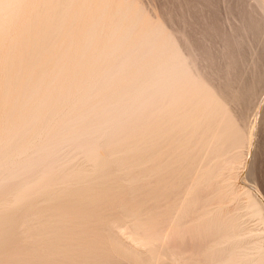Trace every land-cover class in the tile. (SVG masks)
<instances>
[{"label":"bare ground","instance_id":"6f19581e","mask_svg":"<svg viewBox=\"0 0 264 264\" xmlns=\"http://www.w3.org/2000/svg\"><path fill=\"white\" fill-rule=\"evenodd\" d=\"M220 1L166 0L155 18L142 0H0V264H86L95 253L119 254L116 247L125 258L139 255L113 234L110 209L133 220L135 241L165 239L154 233L169 212L156 219L144 203L183 180L181 192L198 191L185 195L191 206H181L185 223L176 226L191 234L179 230L173 250L184 256L195 248L185 264H264L262 238L223 208L231 190L229 197L224 183L208 189L241 154L227 156L246 144L245 120L264 91V0H224V16ZM125 180L134 183L129 199ZM247 196L245 209L264 225V196ZM210 199L223 207L209 209ZM188 215L204 219L192 230ZM103 228L114 249L104 246ZM150 253L135 256L145 264Z\"/></svg>","mask_w":264,"mask_h":264},{"label":"rangeland","instance_id":"374dc122","mask_svg":"<svg viewBox=\"0 0 264 264\" xmlns=\"http://www.w3.org/2000/svg\"><path fill=\"white\" fill-rule=\"evenodd\" d=\"M135 1H137V2H141V0H135ZM142 1H144L143 3V5H145L146 7V10L148 11V10H150L149 11V13L153 16L154 15V17H155V15H156V17L157 16H161V15H159V14H161L162 12H161V10L163 9V7H160V6H163L162 4H164V1H166V0H142ZM220 1V0H219ZM228 0H226V2H227ZM232 1V2H231ZM226 2L224 1V0H221L220 1V3L218 4V14L220 15V16H224V13L226 12V8L225 7H227L225 4H226ZM229 2L231 3L230 5H236V3H238V0L236 1V0H229L228 1V3L227 4H229ZM236 2V3H235ZM248 2L249 3H253L254 2V0H252V2H250V0H248ZM142 3V2H141ZM147 6H149L148 8L149 9H147ZM151 8H153V9H151ZM152 10H153V12H152ZM160 12H159V11ZM163 11V10H162ZM221 13V14H220ZM155 17V18H156ZM158 18V17H157ZM160 18V17H159ZM263 92V93H262ZM262 92H261V94H260V96H259V99H258V101L257 102H254V106H252V109H251V111H250V113H249V115L247 116V118H246V120H245V129H244V131L246 130V133H247V131L249 132V133H247L248 134V136L246 137V134H245V138L247 139V141L244 139V141H242L243 143H246V144H239V142H238V146L239 147H237L236 146V148H235V150L233 149V150H231V152H230V150H229V153H227V156L228 155H232V153L234 154V156L235 155H237V150H239L238 151V153L240 152L241 154H238L237 156H236V160H235V158H234V160L236 161H234L233 163H234V165H233V163H232V165L233 166H231L232 168H233V170H236L235 172L232 170V168L231 167H227V168H224L223 170H222V173H220L219 174V176L220 175H222V177L220 176L219 178H218V175H217V178L215 177V179L213 178L212 180H213V182L211 183V186H209L208 184H206L205 183V185H208L209 187H208V189L209 188H213V186H220V185H222L223 183V185H225V188L227 187V194L229 195V197H230V194H229V190H231V197L229 198V200L227 199V201H226V199L224 200L225 201V203H224V201L222 202L225 206L223 207V205H222V207L225 209V207H227V210L229 209H232V211L235 213H238V214H241V216H243V217H241V224H242V226H241V224H240V226L242 227V228H244V229H246L247 228V230L249 229L250 231H252L253 230V232H250V234L251 233H258L259 234V239L258 240H260L261 238V241H259V243H261L260 245H262L263 244V246H264V229H263V227H264V225H263V223H261V220H260V222H259V217L258 216H255V218H254V214L252 215L251 213H249V211H247V209H245V207H246V200H247V202H248V196H247V193L248 192H250V193H253V195L254 194H257V196H259V197H263L264 195V91L262 90ZM240 143H241V141H240ZM241 145V146H240ZM247 145V146H246ZM233 147H235V145L233 146ZM260 153V154H259ZM77 155H79V154H77ZM82 153H80V157H81V161H82V158L84 159V157H82ZM233 156V157H234ZM240 156V157H239ZM76 157H78V156H76ZM240 158V159H239ZM73 159H75V158H73ZM78 160H80V158L78 157L77 158ZM78 160H72V162L73 163H75V162H77ZM80 162V161H79ZM79 162H77V163H79ZM238 162V163H237ZM254 163V164H253ZM237 164V165H236ZM236 165V166H235ZM238 167V168H237ZM231 168V169H230ZM167 170H169V169H167L166 168V170L164 169V171L162 170L161 172V176H166L167 174H168V172H167ZM228 170V171H227ZM167 173H166V172ZM170 171H172V170H169V174H168V176H169V179L168 178H166V177H164V178H166L167 180H168V183L169 182H171L170 181V175H171V172ZM251 171H253V172H251ZM225 172V173H224ZM164 173H166V174H164ZM229 173V174H228ZM232 174V175H231ZM234 174V175H233ZM252 174H254V176L252 175ZM224 175H226V176H224ZM172 176V175H171ZM205 176V175H204ZM232 176H234V177H232ZM221 178V179H220ZM220 179V181H218ZM230 179V180H229ZM238 179V180H237ZM211 180V181H212ZM215 180V181H214ZM227 180V181H226ZM185 181V182H184ZM229 181V182H228ZM131 181H127V180H125V183L127 184H125L124 182L122 183V186H123V191H124V196H125V194L128 192V190L131 188V186L134 184L133 182V184L131 183L130 185L128 184V183H130ZM182 182H184L183 184H188L187 183V180H183ZM218 182V183H217ZM220 182V183H219ZM226 182V183H225ZM216 183V184H215ZM179 184V183H178ZM178 184H176V185H178ZM182 184V183H181ZM182 184V185H183ZM229 184H231V185H229ZM175 185V187H177ZM182 185H180V186H178V187H180V188H175V190H173L172 188V190H168L167 191V195H160L159 197H158V195L155 197V198H152L150 201L149 200H147L144 204V206H145V208H147V210L150 208L151 210H149V211H147L146 210V212H149V213H147V214H152L153 213V211L152 210H154L153 209V207L155 208V211L154 212H156V216H153L154 218H158V217H163V212H165L164 213V216L167 214V212H169V214H170V212H173V210H174V214L173 215H175L174 217H172L171 215H169L168 214V220L167 221H172L171 223L170 222H167V221H164V222H166L165 224H164V226H162V227H164V228H159L158 229V227H155L156 229H158V230H156L155 229V231H159L160 229H161V231H160V233L158 232V233H154V235H156L157 237H165V239H160V240H153V241H155V242H157V243H155V242H152V240H149V241H151L150 243H151V245H150V243H148V242H146V241H142V243H141V241H135V239H134V232H135V230H134V228H132L131 226H130V224H132L131 222L133 221V220H131L130 218H126V216H123V214L121 213L120 215H118L119 214V210L120 209H118L117 208V211H116V207H114V208H112V209H114V210H111L110 209V211H109V209L107 210V211H109V213H108V215L110 214V213H112L113 212V215H109V217H110V219H109V217H107V220H109V221H112V223L111 222H109V221H107L108 222V224H107V226L109 225V223H111V224H113L115 227H113L112 225H110L108 228L109 229H111V226H112V231H113V234L116 232L117 233V235H118V237L120 238V240H121V242L123 243L124 242V244H126V245H130V246H132V247H135L136 248V250L140 253L139 255H140V257L142 258V255L144 256V253H146L145 255H148V251L149 252H152L153 253V258H152V262H150L149 261V263L150 264H153V262H154V264H185V263H187V262H184L183 261V259H184V257L185 256H188V255H186V252L188 253V251L190 252V250H192V249H190L189 247H187L186 246V249L188 248L189 250H187L186 252H185V254H184V256L183 255H180V254H178V251H177V253L174 251L175 249V247H173V246H176L177 245V243H179L180 242V240L177 238V237H179L180 238V236H179V230L181 231L180 232V234L185 230L184 229V227L182 228V229H184L183 231H182V229H179L180 228V226L179 225H183L185 222H184V218L182 219V221H180V222H182V223H180L179 222V219L181 220V218L180 217H182V216H184V215H182V209H184V206L187 204V202L190 204L191 202L189 201L190 200V197L192 198V194L190 195V193H192L191 191H193V190H191L192 188H188V190H187V187H189V186H186V185H184L185 187H186V189H184V191H180V189H182ZM189 185V184H188ZM204 184H203V187L205 186ZM229 185V186H228ZM254 185V186H253ZM129 186H130V188H129ZM134 186V185H133ZM184 186H183V188H184ZM202 186V185H201ZM217 186V187H218ZM231 186V187H230ZM174 187V186H173ZM202 187V188H203ZM217 187H215L214 189H209V190H211V191H214V192H212V193H215V189L217 188ZM201 188V187H200ZM200 188H198L197 190H199ZM201 188V189H202ZM205 188H207V186L205 187ZM230 188V189H229ZM258 188V189H257ZM194 189V188H193ZM201 189L199 190V193H198V195H199V197H204V190H207V189H202L203 191H201ZM217 189H219V188H217ZM216 189V190H217ZM233 189L235 190L233 193H234V195H232L233 193H232V191H233ZM178 190H179V192H181V193H179L178 192ZM183 190V189H182ZM188 191V193H186L187 191ZM190 190V191H189ZM245 190V191H244ZM250 190V191H249ZM138 191V190H137ZM136 191V192H137ZM176 193H175V192ZM200 191L203 193H200ZM226 191V190H225ZM252 191V192H251ZM126 192V193H125ZM184 192V193H183ZM194 192V191H193ZM198 192V191H197ZM196 191L194 192V194L195 193H197ZM260 192H261V194H260ZM129 193L130 192H128L127 194H126V197L129 195ZM131 193H134V191L133 192H131ZM164 193H166V192H164ZM183 193V195H179V194H182ZM212 193L210 194V191H208V193L207 192H205V194H210L211 196H212ZM139 194V193H138ZM236 194V195H235ZM240 194H243V195H240ZM261 196H260V195ZM134 195H137L136 193H134ZM190 196V197H187L186 198V196ZM208 195L206 196V197H208ZM132 196H133V194H132ZM138 196V195H137ZM183 198H182V197ZM195 195H193V197H194ZM210 196V197H211ZM131 197V196H130ZM158 197V198H157ZM165 197V198H164ZM179 197H180V199H179ZM201 197V198H202ZM210 197H208V198H210ZM234 197V198H233ZM161 198H163V199H161ZM171 198V199H170ZM185 198H186V200H185ZM201 198H198L199 200L201 199ZM205 198V197H204ZM204 198H202L201 199V202H203L204 203ZM240 198V199H239ZM122 199H123V197H122ZM127 199H129L128 197H127ZM156 199H158V201L156 200ZM183 199V200H182ZM193 199H195V201L194 202H196V198L194 197ZM192 199V200H193ZM197 199V200H198ZM205 199H207V198H205ZM211 199H212V197H211ZM211 199L210 200H205V203L207 204V202L209 201L210 202V204H211ZM217 199V198H216ZM264 199V198H263ZM116 200H117V197H116ZM116 200L115 199H112L111 201H112V203H115L116 202ZM125 200V199H124ZM130 200L132 201V198H130ZM130 200H128V201H130ZM134 200H135V198H134ZM160 200V201H159ZM170 200V201H169ZM182 200V201H181ZM188 200V201H187ZM199 200H198V202H199ZM203 200V201H202ZM232 200V201H231ZM242 200V201H241ZM127 200H126V202H128ZM130 201V203H132ZM172 201V202H171ZM184 201V202H183ZM213 201H214V199H213ZM231 201V202H230ZM157 202V203H156ZM216 202V203H215ZM215 202H212V203H215V206H214V204L212 205H210V204H208V205H206V206H208V208L210 209V207H211V209H213V207H214V209L213 210H215L216 208V211H218L219 209H221V205L220 204H217V201L215 200ZM230 202V203H229ZM241 202V203H240ZM129 203V202H128ZM134 203V202H133ZM146 203H148V204H146ZM183 203H184V205H183ZM116 204V203H115ZM153 204V205H152ZM194 203H192V205H193ZM197 205H198V207H200V205L202 204H200V202H199V204L198 203H196ZM240 204V205H239ZM155 205H157V206H155ZM161 205V206H160ZM165 206V208H164V206ZM177 205V206H176ZM188 205V204H187ZM197 205H196V207H197ZM205 205V204H204ZM204 205L202 204V207L201 208H203L204 207ZM210 205V206H209ZM217 205H219V207L217 206ZM230 205V206H229ZM115 206V205H114ZM152 206V207H151ZM163 206V207H162ZM179 207V208H177V210H179L180 209V213L179 214H177V212H176V208L175 207ZM181 206H182V209H181ZM189 206H191V204L189 205ZM194 207H195V205H193ZM213 206V207H212ZM109 207V206H108ZM110 207H113V205L112 206H110ZM158 207V208H157ZM160 207V208H159ZM168 207V208H167ZM170 207V208H169ZM172 207V208H171ZM194 208V209H199V208ZM143 208V207H142ZM174 208V209H173ZM200 208V209H201ZM206 208V207H205ZM219 208V209H218ZM234 208V209H233ZM243 208V209H242ZM144 209V208H143ZM161 209L163 210V211H161ZM166 209V210H165ZM186 209H188L187 207H186ZM193 208H189V212L190 211H192L190 214L193 216V215H195L196 213H193V212H195V210L193 211L192 210ZM204 209V208H203ZM237 209V210H236ZM158 210H160V211H158ZM168 210H172V211H168ZM235 210V211H234ZM240 210V211H239ZM247 211L246 213L244 212V211ZM143 211H145V210H143ZM185 211V213L186 214H189V212H187V210H183V212ZM199 210H197V212H198ZM204 211H205V209H204ZM211 211V213L213 212L212 210H210ZM231 211V212H232ZM115 212H116V214H117V212H118V214H117V216H116V214H115ZM176 212V213H175ZM202 212H203V210H202ZM145 213V212H144ZM143 213V214H144ZM160 213H161V215H160ZM215 213V212H214ZM213 213V214H214ZM245 213V214H244ZM115 214V215H114ZM154 214V213H153ZM177 214V215H176ZM184 214V213H183ZM204 214V213H203ZM203 214L201 215V216H203ZM250 214V215H249ZM107 215V216H108ZM182 215V216H181ZM198 215V217L200 216L199 214H197ZM209 215V214H208ZM208 215H205V217H207ZM245 215V216H244ZM247 215L249 216V217H247ZM114 216V218H112V217ZM141 216H142V214H141ZM152 216V215H151ZM170 216H171V218H172V220L170 219ZM178 216V217H177ZM186 216V215H185ZM192 216H190V217H192ZM253 218H252V217ZM117 217V218H116ZM128 217V216H127ZM144 217V216H143ZM147 217V216H146ZM150 217V216H149ZM153 217H152V219H153ZM160 217V218H161ZM166 218H167V216H165ZM189 217V215H188V221H190V222H193L192 224L190 223V222H188V223H186V224H190V226H192V230H193V227L196 225V224H199V222L202 220V219H204V218H202L200 221H197V220H195L194 218V220L193 221H191V220H189V219H191ZM195 217V216H194ZM246 218H247V221H245L246 220ZM117 219V220H116ZM129 219V220H128ZM175 219L176 220H178V221H175ZM197 219H199V218H197ZM122 220V221H121ZM130 220H131V222H130ZM149 220V219H148ZM160 220V219H159ZM161 220H163L162 218H161ZM242 220L244 221V222H242ZM113 221H115V222H113ZM121 221V222H120ZM123 221H124V223H123ZM153 221H154V219H153ZM157 221V220H156ZM151 222V221H150ZM163 222V223H164ZM187 222V221H186ZM116 223V224H115ZM153 223V222H152ZM161 223V222H160ZM162 223V224H163ZM201 223V222H200ZM247 223V224H246ZM257 223V224H256ZM117 224H119V228H118V226H116ZM158 224H159V222H158ZM170 224V225H169ZM130 227H129V226ZM154 225V224H153ZM156 225V224H155ZM160 225V224H159ZM194 225V226H193ZM248 225V226H247ZM122 226V227H121ZM179 227L178 229H177V227ZM184 226H186V225H184ZM189 226V225H188ZM187 226V227H188ZM197 226V225H196ZM199 226V225H198ZM121 227V228H120ZM126 227V228H125ZM152 227H154V226H152ZM115 230H114V229ZM186 228V227H185ZM253 228V229H252ZM106 229V228H105ZM104 228L103 229H101L102 230V236H103V238L105 237L106 238V240H104L103 238H101V237H99V239H103V241H105V242H110V240H109V238L111 237V234H112V232H109L110 234H107V235H105V233H106V231L107 230H109V229H107V230H105ZM121 229V233H120V230ZM167 229H170L169 231H173V233H170V234H172V235H170L169 236V234H168V236L166 237L165 235H163L164 233V231L165 232H167ZM175 229H176V231H178V232H176L175 231ZM197 229H198V227H197ZM252 229V230H251ZM101 230H100V232H101ZM104 230V231H103ZM125 230V231H124ZM126 230H128V231H126ZM132 230V231H131ZM134 230V231H133ZM187 230H189V228L187 229ZM115 231V232H114ZM186 231V230H185ZM185 231H184V233H185ZM126 232V233H125ZM189 231H187V233H185V234H187V235H185V236H188L189 234H191V233H188ZM191 232V231H190ZM195 232V231H194ZM261 232V233H260ZM123 233V234H122ZM163 233V234H162ZM176 233H177V236H176ZM254 233V234H255ZM98 234V233H97ZM96 234V235H97ZM112 234V235H113ZM121 234V235H120ZM137 234V233H136ZM161 236H160V235ZM167 234V233H166ZM183 234V233H182ZM139 235V234H138ZM159 235V236H158ZM194 235V234H193ZM98 236H100V235H98ZM107 236V237H106ZM109 236V237H108ZM122 236V237H121ZM128 236V237H127ZM129 236H131V237H129ZM190 236V235H189ZM192 236V235H191ZM256 237L258 236V235H255ZM254 235H253V237H255ZM152 237V236H151ZM169 237V240H170V238H172L171 240H170V242H168V241H166V240H168V239H166V238H168ZM177 238V240H175L176 238ZM112 238V237H111ZM181 238H182V236H181ZM186 239L188 238V237H185ZM185 238H183V239H185ZM194 238V237H193ZM258 238V237H257ZM109 241H108V240ZM128 239V240H127ZM95 240V242H98V241H96V240H98V238L96 239H94ZM101 240L99 241L100 243H101ZM120 240H118V241H120ZM162 240V241H161ZM164 240V241H163ZM188 240H190L191 241V239L189 238ZM111 241H112V239H111ZM129 241V242H128ZM158 241H161V245H159L160 243L158 242ZM166 241V242H165ZM173 241V242H172ZM178 241V242H177ZM104 242V243H105ZM141 243V245L139 244V243ZM165 242V243H164ZM184 242V241H183ZM187 242H189V241H187ZM197 242V241H196ZM196 242H194V243H196ZM89 243V242H88ZM100 243H96L97 245H99ZM148 243V244H147ZM153 243H155V245L153 244ZM167 243H168V245H167ZM171 243H172V246H171ZM194 243H193V245H194ZM200 243H202V242H200ZM103 244V243H102ZM102 244H100L99 246L102 248ZM109 244H110V246L112 245V248L114 249L115 247H113V246H116V245H114V243H113V241H112V243L110 242V243H108L107 245H106V243H105V245L104 246H109ZM152 244H153V246L155 247H153L152 246ZM169 247H167L166 245ZM188 244V243H187ZM143 245V246H142ZM158 245V246H157ZM163 245V246H162ZM178 245H180V244H178ZM183 246L185 245V244H182ZM198 245V244H197ZM201 245V244H200ZM99 246H97V247H94L95 249L97 248L98 250H99ZM138 246V247H137ZM163 248H162V247ZM191 247H193L192 245H190ZM195 246V245H194ZM83 247H85V246H83ZM92 247V246H91ZM91 247L90 248H86V250L88 249L89 251H88V255H90L91 254V252L93 253V251L95 252L96 250L95 249H92L93 251H90L91 250ZM147 247V248H146ZM152 247V248H151ZM160 249H158V248ZM173 247V248H172ZM177 247V246H176ZM179 247V246H178ZM185 247V246H184ZM196 247V246H195ZM204 247V246H203ZM202 247V248H203ZM100 248V249H101ZM107 248L108 247H106V250H107ZM110 249V252H111V250H113V249H111V247H109ZM144 250H143V249ZM151 248V249H150ZM158 249V250H156L157 251V257H156V251L154 252L153 251V249L155 250V249ZM172 248V249H171ZM194 248V247H193ZM197 248H199V246H197ZM196 248V249H197ZM83 249V251H85L84 249L85 248H82ZM150 249V250H149ZM164 249H166L167 251H168V249H170L169 251L171 252V253H168L166 250H164ZM174 249V250H173ZM178 249V248H177ZM182 247H181V251H182ZM195 249V248H194ZM192 250V251H195V250ZM201 249V248H200ZM101 250H103V251H101V252H103V253H105L106 251H104V247H103V249H101ZM109 250H107V252L109 251ZM117 252H119V254L117 255V254H115V256H114V252L111 254H109V256H111V257H109V256H106L105 254L103 255V256H105V257H103L102 255V258H101V256L99 257V255H98V261H99V263L100 264H138V263H140L141 264V261H142V259H140V257H138L139 255L138 254H135V255H138V256H135L134 254L132 255V257H130V255L129 256H127L126 258H125V255H124V252L125 251H122L123 252V254L118 250V248L116 247V249H115ZM173 250V251H172ZM184 251V250H183ZM182 251V252H183ZM198 251L199 250H197L196 251V253H198ZM106 252V254L108 255V253ZM164 252H166V254L164 253ZM173 252V253H172ZM175 252V253H174ZM200 252V251H199ZM90 253V254H89ZM97 253H98V251H97ZM120 253L124 256V260H123V256L121 257L120 256ZM152 253H150L149 255H152ZM164 253L165 254V256H163L162 254ZM125 254H127V253H125ZM161 254V255H160ZM168 254H169V256H168ZM170 254H172V256L173 257H175V258H172L171 259V255ZM176 256H175V255ZM192 254V253H191ZM190 254V255H191ZM194 254V253H193ZM92 255H94V254H92ZM95 255H96V253H95ZM95 255L93 256V260H92V256L90 255V258L88 259V260H90V262H88V260L86 259V264L88 263V264H92L91 263V261H95ZM96 255V256H97ZM117 255V256H116ZM189 255V256H190ZM197 255V254H196ZM114 256V257H113ZM155 256V257H154ZM183 256V257H182ZM193 256V255H192ZM89 257V256H88ZM88 257H86V258H88ZM129 257L130 258H132V260H129ZM134 257H138L139 258V262L137 263L136 262V258H135V260H133L134 259ZM165 257H166V259H165ZM106 258V259H105ZM117 258H120V259H117ZM138 258H137V260H138ZM154 258H156L157 260H158V262H157V260L156 259H154ZM171 259V261H170V259ZM186 258V257H185ZM192 258V257H191ZM160 259V260H159ZM169 259V260H168ZM179 259V260H178ZM189 259V258H188ZM118 260H119V262H118ZM154 260V261H153ZM168 262H167V261ZM172 260H174L173 262H172ZM178 260V261H177ZM181 260H182V263H181ZM98 261H96L97 262V264H99L98 263ZM103 261H105V262H103ZM107 261V262H106ZM112 261V262H111ZM132 261H134V262H132ZM161 261V262H160ZM165 261V262H164ZM185 261H187L186 259H185ZM118 262V263H117ZM143 263L142 264H144V261H142ZM147 262V261H146ZM52 263H57L56 261H53ZM62 262H59V263H57V264H61ZM148 263V262H147ZM147 263H145V264H147ZM148 263V264H149ZM189 263V262H188Z\"/></svg>","mask_w":264,"mask_h":264}]
</instances>
